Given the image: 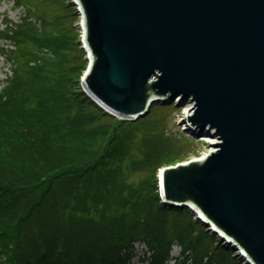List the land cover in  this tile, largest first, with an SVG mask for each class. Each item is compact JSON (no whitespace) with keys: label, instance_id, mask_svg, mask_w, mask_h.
<instances>
[{"label":"trees","instance_id":"1","mask_svg":"<svg viewBox=\"0 0 264 264\" xmlns=\"http://www.w3.org/2000/svg\"><path fill=\"white\" fill-rule=\"evenodd\" d=\"M13 2L25 14L0 30L12 45L0 53L11 68L0 90V264H131L140 242L150 264H167L174 244L182 264H244L190 210L161 202L156 176L182 155L180 137L148 128L163 104L136 121L106 113L83 91L87 66L66 67L80 39L60 4ZM125 162L154 181L132 187Z\"/></svg>","mask_w":264,"mask_h":264},{"label":"water","instance_id":"2","mask_svg":"<svg viewBox=\"0 0 264 264\" xmlns=\"http://www.w3.org/2000/svg\"><path fill=\"white\" fill-rule=\"evenodd\" d=\"M92 60L85 93L110 114L144 117L163 99L218 140L165 168L167 203L198 210L251 264H264V0H78Z\"/></svg>","mask_w":264,"mask_h":264},{"label":"rangeland","instance_id":"3","mask_svg":"<svg viewBox=\"0 0 264 264\" xmlns=\"http://www.w3.org/2000/svg\"><path fill=\"white\" fill-rule=\"evenodd\" d=\"M13 1L14 0H0V30L2 29L3 26L4 17H7L9 20L13 22L19 23L20 18L22 17V15L25 14V10L23 9L16 10L14 8L15 3ZM75 1L76 0H55V3L60 4L63 13H66L71 18L70 27L73 32L72 36L76 37V39L78 38L80 39L79 41L80 43L77 44L76 46L77 51L73 53V51L69 50L71 51V53L69 52L67 53L68 59L66 61V67L72 68L71 72H74L75 67L81 69V68H85L88 65V60L86 59L87 54L82 49L83 45L81 44V37L83 35H82V29L80 23L82 20V15L80 14L79 11H77L79 7L77 4H75ZM68 3L70 5H68ZM33 7H34L33 3L29 4V7L25 6L26 9H31ZM54 8H56L55 5ZM30 12L35 13L36 10ZM49 14L50 16L52 15L51 19H53L55 14L52 9H50ZM6 49L11 50L12 45H10L9 43L4 44L0 42V53L5 52ZM75 54L77 55L75 56ZM46 55L49 56V58H51L50 57L51 55L49 53H46ZM10 75H11V68L7 60H5V58L2 57L0 54V90L3 87L4 81ZM161 104L163 105L153 108L151 110V117L149 119L151 123L148 126V128L149 129L151 128V130L152 131L154 130V132L164 131V132H168L172 136H175V138H179V137L181 138L180 143L177 144V148L181 149L182 155H180L178 160L173 159L172 163H174V161L178 162L179 164V163H186L192 160H200L205 158L211 151L214 150L210 146V143H207V141L205 140L207 136L209 137L207 131H201L198 129V127L195 128L194 126L191 125L190 121H188V115L189 116L194 115L193 112L194 104L192 103L191 100L180 101L179 99H176L173 102H171V100H167ZM118 120L120 119L118 118ZM100 122L103 121L101 120ZM136 132H140L139 129H137ZM140 136L141 135L138 134L137 136L138 141ZM210 138L213 139L212 137ZM130 156L133 160H138L140 158L137 147H135L133 154H130ZM122 173L125 182L130 184L134 188L141 187V185H145L150 180L151 182L154 181V177L152 176V171L151 172L135 171L131 168L128 162L124 163ZM158 177H159V173L156 176L157 180H159ZM180 253H181L180 248L178 246H174L171 254L172 262L170 264H175V261L179 259L181 256ZM145 254H147L146 246L142 244L141 245L138 244L136 246V257L132 261V264H141L140 263V261H142L141 258H143Z\"/></svg>","mask_w":264,"mask_h":264},{"label":"bare ground","instance_id":"4","mask_svg":"<svg viewBox=\"0 0 264 264\" xmlns=\"http://www.w3.org/2000/svg\"><path fill=\"white\" fill-rule=\"evenodd\" d=\"M82 22H83V21H82ZM87 53H88V52H87ZM88 60H92L91 57H90V55H89V59H88ZM205 140H206L207 142H209L211 145H214V144H217V143H218V141H217L216 139H214V138L211 139V138L208 137V136L205 138ZM213 152H214V151H213Z\"/></svg>","mask_w":264,"mask_h":264}]
</instances>
